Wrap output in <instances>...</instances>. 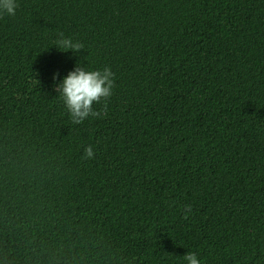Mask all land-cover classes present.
I'll list each match as a JSON object with an SVG mask.
<instances>
[{"label":"trees","instance_id":"16d2710c","mask_svg":"<svg viewBox=\"0 0 264 264\" xmlns=\"http://www.w3.org/2000/svg\"><path fill=\"white\" fill-rule=\"evenodd\" d=\"M77 65L114 74L78 125L55 90ZM188 252L264 264V0H18L0 16V262Z\"/></svg>","mask_w":264,"mask_h":264},{"label":"clouds","instance_id":"9594fccd","mask_svg":"<svg viewBox=\"0 0 264 264\" xmlns=\"http://www.w3.org/2000/svg\"><path fill=\"white\" fill-rule=\"evenodd\" d=\"M18 8V0H0V16H14ZM57 47L63 50H78L80 45H74L70 39H60ZM58 73L53 74V80L58 78ZM114 87V74L111 69L105 67L102 70H88L85 67L76 66L66 76L59 79L55 85V90L62 99L73 124H81L90 116L99 115L93 109L94 103H99L101 99H107L112 95ZM94 151L91 146L84 150V158L91 159ZM185 214L190 211L186 206ZM186 264H201L197 255L188 252L184 257ZM2 264V262H0Z\"/></svg>","mask_w":264,"mask_h":264}]
</instances>
